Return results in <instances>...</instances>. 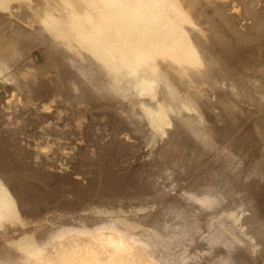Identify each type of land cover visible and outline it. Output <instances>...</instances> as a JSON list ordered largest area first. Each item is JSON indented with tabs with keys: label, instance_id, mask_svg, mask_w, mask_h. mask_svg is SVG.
I'll return each mask as SVG.
<instances>
[{
	"label": "bare ground",
	"instance_id": "bare-ground-1",
	"mask_svg": "<svg viewBox=\"0 0 264 264\" xmlns=\"http://www.w3.org/2000/svg\"><path fill=\"white\" fill-rule=\"evenodd\" d=\"M103 1L134 26L139 20H145L153 27L165 29L170 37L175 35L168 0ZM200 6L198 11L203 7ZM216 8L223 12L220 19L238 40L257 46L262 42L264 35L258 34L260 30L256 29L264 26V0H232L231 5L225 3ZM232 10L234 13H229ZM101 19L97 14V22ZM200 23H203L202 19ZM207 23L211 25L209 21ZM94 27L99 28L97 24ZM14 34L15 43L19 45L16 50L9 48L0 34V64L8 79H12L11 84L0 82V102L4 93L13 98L6 106H0V122L6 126L0 124V221L15 214H22L26 220L41 218L54 200L76 192H84L104 207L120 203L116 206L120 210L110 208L84 214L68 211L58 215L52 223L53 228L42 229L33 238L24 240L36 239L40 256L21 258L20 264H53L47 247L54 249L56 259L63 263H67L72 255L77 264H154L153 261L145 262L142 257L153 255L161 264H255L247 251L250 246L258 249V257L264 264V98H253L254 92L264 95V60L259 58V55L264 56V48L256 47L246 52L250 58L248 67L254 74L250 80L257 84L234 76L239 69L236 66L217 64L219 61L210 63L213 68L221 69L223 75L231 76L216 84L219 89L214 94L203 90L198 96L201 97L198 104L204 113L216 115L214 122L208 121L209 125L202 126L190 114L167 113V137L153 154L150 153L147 161L137 165L170 169L171 176L164 182L160 180L161 174L157 175L158 170H141L131 173L130 178L121 171L106 172L103 167L91 173L74 172L77 165L103 166L115 162L124 154L140 150L146 140L154 139V134L148 139L143 138L148 127L145 128L147 125L136 114L127 117L124 113L121 120L114 111V122L109 126L103 123V117L108 120L110 117L102 116L103 109L102 112L94 109L111 100L124 101L103 70L90 67L92 62L89 60L80 66V73L75 76L72 71L69 74L68 66L63 64L62 57L68 54L59 49L54 53L57 50L49 51L50 47L43 54L53 59V65L49 67H59L61 72L56 73H61L62 78L39 80L31 70H27V76L15 75L22 70L17 61L24 57L21 64L25 66L34 53L22 49L19 44L26 35ZM113 34L120 37L117 28L113 29ZM97 47L102 46L97 44ZM115 52L122 55L125 62H139L142 69H147L128 47H117ZM179 53L178 49L171 50L173 58ZM205 55L212 56L207 52ZM56 56L62 61L55 60ZM165 65L167 73L182 83L187 82L189 88L203 89L204 84L192 82L171 60L166 59ZM215 73L216 76H212L216 78L219 73ZM67 74L70 77L66 81L64 75ZM225 86H232L233 92ZM141 92L149 105L151 95L156 92L153 85L147 84L146 90ZM17 94L21 99L15 96ZM57 97L63 101H57ZM42 103L51 107L66 104L65 109L70 113L56 109L51 114L41 107ZM247 104L256 106L248 109ZM80 106V111H75ZM79 112H82L81 116L77 115ZM219 119L223 123L219 124ZM26 137L54 139L60 145L67 144L74 157L69 160L50 157L43 154L45 151L40 152L42 145H38L39 151H34L32 148L37 144L26 143ZM219 194L225 203L218 199ZM220 229L233 231V237L240 239L238 244L235 240L223 241ZM43 237L46 241L40 244L38 239ZM27 248L31 249V246ZM101 255H105L108 263L102 261Z\"/></svg>",
	"mask_w": 264,
	"mask_h": 264
},
{
	"label": "rangeland",
	"instance_id": "rangeland-1",
	"mask_svg": "<svg viewBox=\"0 0 264 264\" xmlns=\"http://www.w3.org/2000/svg\"><path fill=\"white\" fill-rule=\"evenodd\" d=\"M193 1L194 0H168L171 5L170 16L174 22L173 32L175 33V35L170 37V33L165 29L153 27L145 20H139L138 24L134 26L130 20L119 17L115 9L106 5L103 0H0V34L5 37L8 47L14 50L17 49L16 47L19 45L15 43L14 33H20L26 35V38L23 36L19 40L20 46L23 47L22 49L34 53L32 59L26 61V65L24 64L25 66L21 64L24 57L17 61L20 66L22 65V70L15 75L20 76L24 74V76H27V70H31L39 80H47V78L54 80L60 79V68L55 65L50 68V64L53 65L54 61H51L53 60L52 58H47V55H44L50 47L52 50L50 49L49 51L53 52L59 49L62 53L66 52V54H68V57L66 55L62 57L64 61V63H62L68 66L67 72H69V74L72 71V73H75V76H78L80 73V66L87 63L89 60L92 62L90 67L103 70L106 77L120 91V95L123 97L125 103V106H123L124 103L111 100L110 102H106L102 107L95 108L94 111L97 109L99 112H102L103 109L104 113H102V116L107 114L108 117H110L109 120L106 119L107 117H103V123L109 126L114 122L112 121V114L114 111L118 113L119 119L121 120L125 117L124 113L127 117L136 114L140 116L147 125L145 128H149L146 129L147 134H144L143 138L146 136V139H148V137L154 134V139L151 141L146 140L142 144L140 150L124 154L115 162L103 166L86 167L77 165L73 169L74 172L91 173L103 167V170L106 172L121 171L126 174L124 175L125 177L130 178L133 175L131 173H138L141 170V172L158 170L157 172L159 173L157 175L161 174L160 180H164L165 182L167 178L171 176L170 169L166 167L155 169L139 167L137 165L147 161L151 157V154L154 153L153 151L157 149L160 142L167 137V128L169 126L167 113H184L185 116H189L190 114L194 117L195 121L202 126L209 125L208 121H215V114L209 116L204 113V110H202L203 107L198 104L201 99V97L198 96L203 90L208 91L209 94H214L219 89L216 84L222 83L225 79L224 77L227 78L231 76L223 75L221 69L213 68L210 63L213 64L214 61H219L217 64L223 63L236 66L239 68L237 70L238 73L236 75L231 73L232 75L243 81H251V83L255 84L258 83L254 82L253 79L250 80V78L254 77V74L248 67V60H250V58L246 56V52L256 47L263 49L264 39H262V42H259L258 46L245 44L238 40L230 27L224 23V20H221L223 12H218L216 7L220 4L225 5V3L226 5H231L232 0H198L201 3L203 2L202 5L200 2L197 3V0H195V2ZM192 2L194 5H191ZM214 2L216 3L215 5ZM195 4H198V8L200 5V7L203 6L202 9H199V11L201 10L202 12L197 10L198 8ZM229 13H234V11L232 10ZM97 14L103 18L98 22L96 20ZM201 19L204 24L200 23ZM207 21H209L212 26L208 25ZM95 24L99 27L98 29L94 27ZM114 28L119 30V38L114 36ZM202 29H204L205 33ZM259 30L260 32H258V34L264 35V26H259L256 29V31ZM200 32L203 34H200ZM27 36L29 37L28 39ZM42 36L44 38L46 37L48 41ZM223 36L226 37V40L223 39ZM38 38L45 41L42 42L40 41L41 39L39 40ZM48 42L49 44L51 43V46ZM97 44L102 47L98 48ZM124 46L131 49L134 53V57L142 60L147 69H142V63L139 62H125V58L115 52L117 47L122 48ZM173 48L180 51L176 58L171 56V50ZM59 51L57 50V52L54 53H58ZM109 52H112L111 55H109ZM206 52L212 55L211 58L205 55ZM259 58L260 60H264L263 55H259ZM166 59L171 60L174 65L182 69L184 74L192 82L204 84L203 89L195 87L189 88L187 82L182 83L176 79L175 76H171L170 72L167 73L168 70L165 68ZM55 60L62 61L58 56L55 57ZM252 60H254V58H252ZM41 67H44V69L42 70ZM211 70H215V72L219 73L216 78L214 77L216 73ZM3 71V67L0 64V82L3 81L4 84H11L12 79H8V76L5 75ZM56 71L59 72L56 73ZM220 72L223 76H221ZM69 74L66 76L64 75L65 80L70 77ZM213 74L215 75L212 76ZM49 83L51 82L48 81V84ZM149 83L153 85L156 92L151 95L149 105H146L145 98L141 91L146 90L147 84ZM4 87L5 86H3V88ZM231 87L232 86H225V88L233 92V88L231 89ZM227 89H225V91ZM249 91L251 92V90ZM158 93H160L161 96H159ZM253 94L254 99L256 96L259 97L258 99L256 98L257 100H262V97L264 98L263 94H260L261 96L259 94L255 95V92ZM12 96L14 95L12 94ZM15 96L21 99L19 94ZM55 99L59 102L63 101L60 97ZM1 100L0 106L2 107L6 106L13 98L10 97V94L4 93L1 96ZM63 105H52L51 107L46 103H42L41 107L47 109L51 114H53L56 109H62V111L67 114L70 113L65 109L68 106L66 104ZM247 106H250L248 109H251L256 105L247 104ZM81 107L82 106H80L79 109H75V111H80ZM123 107V110L126 112L121 110ZM81 113L82 112H79L77 115L81 116ZM218 123H223L222 119H219ZM0 124L6 127L3 125L4 123L0 122ZM48 124L51 125L52 123ZM221 127H224V124H222ZM25 142L33 145L37 144L36 147L32 148L34 151H39L41 147L38 145H42L40 152L45 151L43 154L50 155V157L57 156V158H59L60 156L68 160L74 157V153L67 144L60 145V143L54 139L26 137ZM61 154H63L64 157L61 156ZM166 171L169 174L166 173ZM162 185L163 182L160 183V186ZM220 195L221 194L218 195V199L222 203H225V200L221 199ZM65 199L68 201L67 203ZM57 200H54L53 203L46 207L42 214L43 217L41 218L37 219V217H34L35 219L26 220L22 214H15L9 219L0 221V264H20L21 258L27 260V258L30 257H39L40 246L37 244L36 239H33L34 241L24 240L28 237L33 238L42 229L47 230L53 228L52 223L55 222L58 215L68 211H80V213L84 214L98 210H108L110 208L118 209L116 206L120 204L113 203L112 205L104 207L103 205H98L101 203L95 201L84 192L64 195ZM152 204L153 203H150V205ZM90 205L96 207H89ZM195 205H199L200 207L199 203H195ZM155 208L156 207L153 209ZM227 232L223 229L219 231L223 241L227 240L228 242H234L235 240L237 243V241L240 240L237 236L233 237V231L228 232L231 233L232 237L227 234ZM45 238L46 237L39 238V243L42 244L45 242ZM244 240L248 242L246 238H244ZM29 246H31V249L27 248ZM47 248H49L47 250L49 251L48 255H50V259L54 261L53 264L57 262H61V264H77L75 261L73 262L72 255H69L70 258L66 261L67 263H63L61 259L57 260L54 249L51 247ZM247 251L250 258L254 259L255 264H263L258 257V249L255 246L248 247ZM53 255L55 256L54 260ZM142 257H144L145 262L153 261L154 264H161L153 255ZM101 259L104 263H108V261H105V255H101ZM55 260H57V262H55ZM33 263H35V261H33Z\"/></svg>",
	"mask_w": 264,
	"mask_h": 264
}]
</instances>
